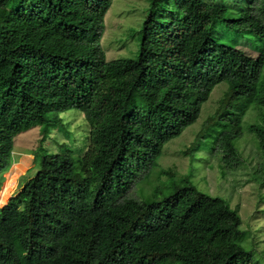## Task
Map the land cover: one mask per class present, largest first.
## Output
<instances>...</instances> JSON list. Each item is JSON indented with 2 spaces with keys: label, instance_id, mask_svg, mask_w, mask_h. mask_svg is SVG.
I'll use <instances>...</instances> for the list:
<instances>
[{
  "label": "trees",
  "instance_id": "obj_1",
  "mask_svg": "<svg viewBox=\"0 0 264 264\" xmlns=\"http://www.w3.org/2000/svg\"><path fill=\"white\" fill-rule=\"evenodd\" d=\"M227 1L148 0L136 57L108 61L112 0H0V191L15 137L40 134L34 174L0 204V264H261L228 199L156 162L219 83L184 154L194 160L211 139L234 170L245 161L236 142L249 135L264 159V0ZM240 43L257 56L235 66ZM123 76L124 96L110 97ZM69 109L88 124L86 149L41 153ZM255 172L264 183V162ZM152 174L165 183L129 195Z\"/></svg>",
  "mask_w": 264,
  "mask_h": 264
},
{
  "label": "rangeland",
  "instance_id": "obj_2",
  "mask_svg": "<svg viewBox=\"0 0 264 264\" xmlns=\"http://www.w3.org/2000/svg\"><path fill=\"white\" fill-rule=\"evenodd\" d=\"M227 3L231 6L236 5L232 0H228ZM147 4L148 0H112V5L105 15V29L101 38V45L108 61L115 58L136 57L141 39V22L147 16L145 12ZM222 41H225L223 37ZM237 49L242 54L233 56L235 66L245 64L246 59L257 56V51L244 43H240ZM126 73H128L126 75L130 73L131 77L135 75L133 69L127 68ZM131 77L129 79L124 77L126 83L122 90L111 94L110 97H123ZM224 89V83L214 87L209 99L202 104L198 119L163 145L156 162L160 167L174 168L178 175H188L198 190L228 199L231 207L238 210L241 218L240 227L244 231L242 245L252 250L254 258L264 264V183H262L261 174L255 172L264 159L253 139L248 135L236 142L241 151V157L245 161L234 170H225L221 167L223 165L221 155L215 154L216 149H212L214 144H211V139L202 141L200 149L193 153L194 160H190L189 155L183 152L193 141L205 115L213 112L216 101ZM59 116L62 118L65 129L52 128L47 138L41 143L43 150L40 152H58L60 144L66 143L76 154L83 153L88 143L89 132L83 113L76 109H69L59 113ZM39 138L38 126L15 137L13 156L16 162L14 163L21 160L22 162L11 166L4 174L0 204L7 196H12L18 191L24 181L34 174L37 164L33 165L32 153L40 144ZM155 180L152 174L148 180L139 181V184L132 186L129 195L138 197V188L151 189L152 186H161L165 183L163 178L159 181Z\"/></svg>",
  "mask_w": 264,
  "mask_h": 264
},
{
  "label": "crops",
  "instance_id": "obj_3",
  "mask_svg": "<svg viewBox=\"0 0 264 264\" xmlns=\"http://www.w3.org/2000/svg\"><path fill=\"white\" fill-rule=\"evenodd\" d=\"M16 162V161H15ZM20 162H22V160L21 161H19V162H17V163H13V165L12 166H15L16 164H18V163H20ZM11 168V167H10ZM10 172V171H9ZM19 177V176H18ZM17 177V178H18ZM17 178H16V180H17ZM15 183H16V181H15ZM15 187H16V185H15ZM14 190V189H13ZM12 191V190H11ZM13 192V191H12ZM10 194H11V192H10ZM9 196H11V195H9Z\"/></svg>",
  "mask_w": 264,
  "mask_h": 264
},
{
  "label": "clouds",
  "instance_id": "obj_4",
  "mask_svg": "<svg viewBox=\"0 0 264 264\" xmlns=\"http://www.w3.org/2000/svg\"><path fill=\"white\" fill-rule=\"evenodd\" d=\"M1 189H2V187H1ZM10 197H11V196H10ZM10 197H9V198H10ZM7 201H8V200H7ZM6 203H7V202H6Z\"/></svg>",
  "mask_w": 264,
  "mask_h": 264
},
{
  "label": "water",
  "instance_id": "obj_5",
  "mask_svg": "<svg viewBox=\"0 0 264 264\" xmlns=\"http://www.w3.org/2000/svg\"><path fill=\"white\" fill-rule=\"evenodd\" d=\"M2 190V189H1ZM0 193H1V191H0Z\"/></svg>",
  "mask_w": 264,
  "mask_h": 264
}]
</instances>
